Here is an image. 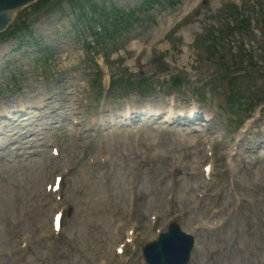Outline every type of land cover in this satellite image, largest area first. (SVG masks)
Instances as JSON below:
<instances>
[{
	"label": "rangeland",
	"instance_id": "374dc122",
	"mask_svg": "<svg viewBox=\"0 0 264 264\" xmlns=\"http://www.w3.org/2000/svg\"><path fill=\"white\" fill-rule=\"evenodd\" d=\"M79 1L84 2L85 6L94 5L101 9L115 8L122 11L128 16L122 14V20H118L117 24L122 27L121 24L128 20V23L132 24L127 31L123 27L122 29L118 28L117 31L120 32L118 35L123 34V36L116 37L115 40L106 39L104 48L95 56L92 42H85L93 39V37L88 38L87 32H91L90 27L98 29L101 25V22L98 23L99 17L95 16L93 11L89 12L92 23L82 22V17H78L81 20L80 28L76 25L79 21L76 19L75 9H71L64 1L50 0L47 8L38 12L34 10V6L38 4H32L18 11L14 18V24L20 17H27V27L31 33L29 38L32 42L16 46L17 43L11 39L0 41V103L2 107L8 109L24 105L26 108H33L31 112L34 110L38 112L42 111L45 106L46 112L55 111L58 114L57 111H59L55 120L42 122L38 126L35 121L29 122L28 127L29 130L32 128L34 130L44 128L45 132L50 130L47 133L50 137L53 133H58L62 138V135H67L63 131L71 129L73 134L79 133L76 137L77 142L73 138L66 140L63 150L66 157L62 164L68 157H78L79 153L80 156L89 155L90 152L95 154L99 146L105 145L108 153L112 155L113 164L102 168V172L114 178V191L120 201L121 195L125 196L124 188H122L124 179H121L119 173L115 177V158L112 151V146L117 145L115 142L120 138L114 135L115 133L104 134L103 130H100V126L97 131V126L92 123V120L99 117L90 113L94 111V107L88 106L85 101L86 98L89 101L91 99L87 96L90 93L83 88V81L92 77L97 65L101 70L102 84L105 89L109 77L114 78L120 71L136 77V70L141 69L142 74H140L148 81V84L152 83V86L148 87V91L145 93L148 95L146 100L136 101L135 104L161 106L166 93L164 84L171 83L174 76H179L182 82L177 83L178 87L173 90L175 92L171 95L170 100L174 98L177 102L182 101L183 106L191 104L204 112L218 113L219 116L216 117H219L217 125L219 132L213 138H216L215 140L218 142L222 140L221 145L226 146L227 151H235L233 153L231 151V153L236 156L231 158L232 154H229L228 157L219 159L221 152L215 146L217 155L215 165L218 164V168H223L222 179L226 181L227 188L232 190L234 188L235 194L244 200L236 210L234 199L224 206L227 197L226 194L223 195L220 192L218 201L223 204L222 214L213 221L217 223L219 229L216 231L194 230L200 220L207 219L208 216H204V209L210 203H215V200L206 202L203 205L205 208L199 209L195 199H192L189 193L185 194L186 185L200 187L201 190L210 187L202 177L192 182H188L185 178V167H195L200 157L204 156L202 147L196 148L195 151L190 148L188 153L186 152L187 137L179 138V141L176 137H168L164 146L161 142L158 143L159 146L156 149L159 150V153L170 152L172 162L165 165L155 162L154 168L160 167V171L154 176L150 172V163L146 166H138V158L133 161L138 175L142 177L138 183L140 195H145L148 199L147 206L152 204L155 196L150 195V190H154L155 195H159V191L155 190L156 182L164 176L168 177V181L163 184L164 191L171 188V185L180 186V189L179 187L175 189L177 195L170 210L159 214L156 227L161 230L168 219L178 217L181 226L195 234L197 249L191 264H264V240L261 239L264 236V148L261 145V148L254 149V152L247 151L245 148L239 150L236 148L239 136L243 135V131L247 127L249 130L242 136L245 138L244 143L252 144L255 147L256 134L258 133L259 138L264 137V106L255 110L252 118L239 132L234 133L235 117L221 108L222 99L219 100L206 89H204L205 97L199 99L196 96L197 92L203 88L201 83L216 74L208 62L205 48L197 49L195 46L196 37L206 30L212 31L213 26L216 27L214 22L223 18L220 9L225 3H235L241 6L244 0ZM248 1L259 2L260 0ZM261 1L264 6V0ZM216 18L218 19L216 20ZM252 18L258 20L255 15H252ZM87 24L91 26L88 27ZM252 26L255 28L254 20ZM173 31L175 32L171 41H167ZM252 35L242 39V43L245 44L244 49H260L258 41L262 38V33L255 30ZM235 41V38H231L228 51L237 47ZM42 49L47 50V57L43 55L44 51L41 53ZM239 49L241 50L238 46L237 50ZM155 53L159 58L156 62L151 63ZM258 54L255 52L253 56L254 63L259 69H255L256 72L251 74L250 79L247 75L240 78L237 84L245 94L258 92L260 96H264V74L260 70L264 64ZM243 55L244 58L247 56L245 53ZM241 75L243 76V73ZM199 85L201 88L197 89ZM237 91L239 93V90ZM242 95L246 98V95ZM55 96H57V101L48 104L56 99ZM116 96L114 94V98ZM63 98L64 103H60ZM128 99L127 104L133 105V95ZM246 100L248 99L246 98ZM252 103L254 102L252 101ZM42 104L45 105L42 106ZM118 104H121L119 108L122 109L123 104L121 102ZM63 108H65V112ZM0 109L4 110L5 108L0 107ZM74 112L82 115V120L76 119L78 115ZM68 113H71L69 117ZM256 121H258L257 124ZM154 122V128L165 127L159 124L158 120ZM139 123L136 122L135 125ZM150 123L143 122L139 125L148 127L151 139L157 136V142L159 139L162 140L163 135L156 134L149 128L153 124ZM142 131L145 132V128ZM31 132H27L25 137L30 136ZM101 132L106 136L98 135ZM133 141H136V137L133 138ZM138 141H142V144L150 142L149 139L145 140L144 138ZM182 141L185 143H179ZM260 144L262 143L260 142ZM29 145L31 146L28 147L26 159L33 157L31 151L36 149L35 143H29ZM78 145L81 146V149L77 153L75 149ZM126 150L127 147L123 152L125 153ZM138 151L140 157L144 156L140 149ZM44 156L45 154L39 155V160L34 163H25L24 170L17 171L13 178L15 189L11 185V169L0 166V180H7V184L0 181V264H79L80 260L85 263L90 258L91 252L85 250L84 253L82 251L84 244H88L90 241L97 242L99 239V235L95 234L97 228L92 227L90 223L93 216L82 214L78 209H75L66 219L64 231L60 235H53L48 229L49 214L51 213L48 206L38 209L34 206L36 202L46 203L42 183L51 168L57 166L54 164L52 167H48L51 162H48V158ZM176 167L180 171L178 176H174V172L170 171ZM153 177L155 180H152ZM74 187L75 184L72 183V190ZM211 187L218 189L216 186ZM71 198L77 202L73 195ZM111 199L115 200V197L112 196ZM179 199L181 200L179 201ZM158 200L160 203L161 198ZM38 212L40 213L37 214ZM108 215L110 213L106 215L104 221L106 225H108ZM148 215L149 211L135 212V218L129 213L126 216L119 213L118 217H115V221L117 223L120 220L128 227L134 222V219H137L140 225L138 231L142 232L143 239H149L154 237L155 229L150 230L147 227ZM46 216L47 221L45 222ZM142 219L146 226L143 225ZM19 231H26L30 236L26 249L17 255H7V252L16 246V236ZM42 236L48 239L42 240L40 238ZM111 237V234H104L102 243ZM223 240L228 245L223 244ZM29 246L31 252L28 257Z\"/></svg>",
	"mask_w": 264,
	"mask_h": 264
},
{
	"label": "bare ground",
	"instance_id": "6f19581e",
	"mask_svg": "<svg viewBox=\"0 0 264 264\" xmlns=\"http://www.w3.org/2000/svg\"><path fill=\"white\" fill-rule=\"evenodd\" d=\"M174 104L179 107V111L181 113H187V111L190 110L189 107L183 106L180 102L176 103V101H175ZM21 110H23V109L21 108ZM127 111H128V109H127ZM158 111L160 112V110H158ZM158 111L153 106L151 108H148L146 111H143L141 114L151 117V116H153L155 114H158L159 113ZM170 111H172L171 108H169L168 112H170ZM180 115L182 116V114H180ZM111 122L114 123V120H112ZM135 133L139 135L141 132L135 131ZM135 133H132V135H134ZM149 143H153V141H151ZM84 191H86V190H84V189L80 190V192H84ZM111 193L115 194L114 190H111ZM86 208H88V209H90L92 211H95V212H101V211L104 210V205H103L102 201L98 202V201H94L93 199L89 198L87 200Z\"/></svg>",
	"mask_w": 264,
	"mask_h": 264
},
{
	"label": "water",
	"instance_id": "95a60500",
	"mask_svg": "<svg viewBox=\"0 0 264 264\" xmlns=\"http://www.w3.org/2000/svg\"><path fill=\"white\" fill-rule=\"evenodd\" d=\"M33 0H0V31L5 28L7 23L10 21V14L4 12L11 11L26 5Z\"/></svg>",
	"mask_w": 264,
	"mask_h": 264
},
{
	"label": "trees",
	"instance_id": "16d2710c",
	"mask_svg": "<svg viewBox=\"0 0 264 264\" xmlns=\"http://www.w3.org/2000/svg\"><path fill=\"white\" fill-rule=\"evenodd\" d=\"M47 4V3H46ZM44 4H42V6H43ZM37 9V8H36ZM15 31V33H19V31L17 30V29H14ZM14 32L12 31V32H9V33H7V35H10V36H12L13 34H14Z\"/></svg>",
	"mask_w": 264,
	"mask_h": 264
}]
</instances>
